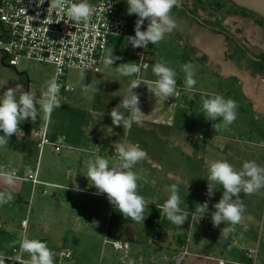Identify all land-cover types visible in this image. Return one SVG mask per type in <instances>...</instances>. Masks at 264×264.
<instances>
[{
    "label": "rangeland",
    "instance_id": "374dc122",
    "mask_svg": "<svg viewBox=\"0 0 264 264\" xmlns=\"http://www.w3.org/2000/svg\"><path fill=\"white\" fill-rule=\"evenodd\" d=\"M116 1L120 12L129 19L134 30L138 17L127 13L126 0ZM172 15L178 27L172 33L166 34L158 44H149L148 50L154 55V61L145 72V77L150 81L157 79L152 72V65L157 61L173 68L177 74L176 93H182L180 98L175 95L162 100L147 88H135L133 92L139 95L140 109L145 116L139 124L134 123L127 132L122 126H114L110 111L123 97L129 95L132 80V77L120 76L116 69L121 63L132 62L129 44L126 40H121L119 46L115 44L108 48L113 50L114 56L121 59L116 60L112 66H106L102 62L97 72L72 69L65 78L71 91L61 92V106L51 113L41 110L35 122L28 119L19 126L47 127L49 135L55 133L59 137H65L63 144L71 143L74 146L73 150L69 151L70 154L65 155L61 149L54 153L53 148L47 146L40 156L34 143H27L22 149H16L12 146L10 137L8 144L0 147V164L3 162L9 165L7 167L28 171L39 163L38 174L42 181L56 186L57 183L77 185L81 189V192L77 193L63 191L57 199L59 201H52V194L56 189L52 186L39 187V190L47 189L49 195L44 196L36 192L33 195L35 201L30 203L26 200L32 195L30 182L17 180L14 185L7 186L0 181V191H10L14 197L12 202L0 205V226L3 229L0 231V252L18 249L19 245L13 246V242L18 241L22 235V220H27L31 225L38 216L47 222H50L49 218H52V222L59 220L61 235L55 244L48 245L55 257H59L66 247L64 238L70 233L67 229H87L91 217L89 202L96 200L94 194L97 190L85 176L89 163L86 159L92 161L98 155L93 151V148L97 147L93 137L103 134L116 139V142L138 144L146 152V157L132 170L142 177L138 180L137 191L150 202L149 205L163 206L170 196L169 186H178L180 208L189 212L188 219L180 226L181 230L168 221L163 212L162 217L166 218L171 233L176 229L177 235L187 237L193 257L196 256V259L205 264L216 263L218 259L241 262L245 260V252H255V264H264V189L253 195L241 193L246 206L244 219L241 224L236 225L235 231L227 236H221V229L228 225L222 223L219 227H213L211 220V213L215 211L212 205L221 198L223 188L217 185L212 197L206 194V146L227 143L220 140L221 136L236 138L243 146L238 152L229 150L224 157L229 162L241 160L237 170L242 167L244 161H249L254 156L264 159V151L249 145L251 137H264V118L259 119V114H264L263 86L259 87L253 83L249 77L250 71L246 70L248 59L242 57L240 49L234 45L238 30L242 28L248 31L249 23L236 17L224 20L223 27L229 31V39L206 27L209 16L206 10L193 0H183L182 7L172 9ZM147 24L148 21L145 20L141 30H145ZM1 49L0 46V82L8 83L27 78L28 91L36 97L39 109L42 90L45 82L55 75L54 68L26 59H22L17 67H11L7 62L3 63ZM186 62L195 65L196 84L191 91L185 90L182 65ZM5 85L0 83V95L3 94ZM85 87L88 88L87 92L83 90ZM203 92L209 95L220 94L237 102V119L227 129L221 126L219 130H215L213 124L220 121L208 120L201 112ZM248 99L255 104L254 107L248 103ZM174 102L182 105H187V102L191 110L173 108L170 104ZM120 111L128 115L124 109L121 108ZM250 127L256 128L258 133L250 135L247 131ZM1 132L0 135H3ZM206 133H211V139L206 137ZM12 137L16 135L13 134ZM104 141L112 142L107 138ZM101 157L108 159L110 166L118 163L116 156L106 154ZM72 197L76 199L73 201ZM206 200L209 204L208 212L200 218L196 209ZM33 211L36 217H33ZM119 220L116 225H123V218ZM204 220H210L211 227L203 224ZM106 230L107 228L104 234ZM23 259H28L27 254Z\"/></svg>",
    "mask_w": 264,
    "mask_h": 264
},
{
    "label": "clouds",
    "instance_id": "9594fccd",
    "mask_svg": "<svg viewBox=\"0 0 264 264\" xmlns=\"http://www.w3.org/2000/svg\"><path fill=\"white\" fill-rule=\"evenodd\" d=\"M129 15L135 14L138 19L135 21V35L127 36L126 40L133 48L147 49L149 43L156 45L165 38V35L172 33L177 27V21L172 15V9L182 7L183 0H126ZM40 4L44 0H39ZM111 5L109 4V7ZM49 13L63 14L67 18L66 23L74 26L78 24H89L96 14V7L89 0H49ZM63 18V19H64ZM145 20L148 21L147 29L141 30ZM58 22V21H57ZM120 57L113 55V50H106L104 64L112 66ZM148 65L142 63H121L116 67L120 76L135 77L131 80L129 95L123 97L120 103L110 111V117L114 126H122L125 132L130 131L132 125L139 124L145 115L140 109L139 95L133 89L146 85L150 93L155 97L166 100L175 97L176 93V71L162 62H155L152 65V72L157 77L155 81L143 80L140 77L142 68ZM185 74V90L191 91L195 84V65L186 62L182 65ZM63 74L60 67L55 75L45 82L42 90V98L39 101L40 108H37V100L31 91H26L23 84H16L8 87L0 95V147L8 144L9 137L21 133L20 124L30 119L35 122L40 111L51 113L55 108L61 106V86L58 78ZM7 84V81L0 82ZM85 92L88 88L83 89ZM202 113L205 118L214 123L213 128L219 130L221 126L227 129L237 119V102L232 98H225L220 94L209 95L206 92L201 94ZM124 109L128 115L120 109ZM116 159L118 163L109 165V160L99 155L89 161L86 177L91 186H94L96 194L106 195L107 200L124 217L142 223L146 218V211L150 204L142 195L138 194V180L142 179L132 169L146 157V152L138 144L127 142H116L114 144ZM207 196L212 197L217 185L222 186L223 193L218 202L212 205L215 209L211 213L213 227H219L222 223L221 236H227L235 231L236 225L241 224L244 219L246 206L241 198L244 195H253L264 189V166L258 165L255 161H244L242 167L237 170L226 160H215L208 164ZM0 181L7 186H12L17 181L14 169L7 166H0ZM170 196L162 206V212L167 220L181 229L189 217L188 211L180 208L179 188L173 184L169 186ZM14 199L10 191H0V205L12 202ZM209 204L206 200L196 209L200 218L208 212ZM182 230V229H181ZM245 230L246 227H245ZM19 245L18 251L13 256L0 252V264H54L55 253L45 242L38 239H30L22 234L13 246ZM27 254L28 259L22 257Z\"/></svg>",
    "mask_w": 264,
    "mask_h": 264
},
{
    "label": "built area",
    "instance_id": "2783aa9c",
    "mask_svg": "<svg viewBox=\"0 0 264 264\" xmlns=\"http://www.w3.org/2000/svg\"><path fill=\"white\" fill-rule=\"evenodd\" d=\"M89 2L97 9L91 23L74 26L65 22L67 18H64L62 13L47 11L49 0H44L43 4H40L39 0H0V46L6 62L11 67H17L22 59L36 61L52 66L55 73L60 67L63 72L58 78L61 92H70L71 87L65 82L69 71L82 69L97 72L106 50L112 43L126 40L127 36L135 35L129 19L120 12L116 0H89ZM129 49L132 62L148 65L147 68H142L139 74L141 79L148 80L145 77V72L152 64L153 54L149 52L148 47L147 49L133 48L129 44ZM139 87L147 88L143 84ZM176 96L180 98L182 93L177 92ZM186 104L174 102L170 106L180 107L183 111L191 110L190 105L187 102ZM20 129L22 132L18 134L28 136L40 152L47 146H51L57 152L65 141V137H51L47 127H21ZM14 170L17 180L29 181L34 187L37 185L48 186L38 180V167L28 171ZM42 193L46 195L48 191L43 190ZM27 226L28 221L23 220L21 222L23 234H26ZM159 229L158 220H153L151 235L154 242L159 240ZM105 243L111 244L116 250L128 248V243L120 240L110 241L107 239ZM17 251L18 249H13L10 256L15 255ZM192 256L188 245H184L168 258H162V261L170 264H185ZM60 257L63 260H71L72 252L64 250ZM244 257L245 260L241 262L221 259L217 260L216 264H255V252H245Z\"/></svg>",
    "mask_w": 264,
    "mask_h": 264
},
{
    "label": "crops",
    "instance_id": "0c3cea01",
    "mask_svg": "<svg viewBox=\"0 0 264 264\" xmlns=\"http://www.w3.org/2000/svg\"><path fill=\"white\" fill-rule=\"evenodd\" d=\"M0 34H1V27H0ZM237 36L234 39V45L239 48L240 55L244 57L245 59H248V63L246 64V70L250 71L249 77L253 80V83H255L257 86H263V93H264V71L258 64L259 57L264 52V30L261 25L255 24L250 25L248 31L243 30L240 28L237 32ZM121 41H115L112 43V45H120ZM104 59V58H103ZM154 61V55L153 60ZM103 62V60H102ZM101 62V64H102ZM100 64V66H101ZM99 66V67H100ZM17 80H14L16 82ZM241 83V82H240ZM249 104L254 107V103L248 99L247 100ZM155 110V109H153ZM264 118V114H259V119ZM264 120V119H263ZM21 128V127H20ZM250 135L256 133L257 129L254 127H250L249 130ZM51 137H59L57 134L52 133L50 135ZM206 137H209L211 139V133H206ZM14 138V142L12 146L16 149H22L25 147V144L27 143H34L28 136H21L19 134L16 135ZM105 138L108 139V141L112 140L111 143H107L104 140ZM251 137L249 145L257 147L264 151V137L261 139H252ZM93 140L96 142L97 147L93 148V151L95 154L98 155H106L109 156H116L114 144L116 143V139H112L110 137H107V135H94ZM220 140L225 141L227 143H224L222 145H215V144H209L206 146V177L208 176V164L215 160H226L224 158L227 154V152L233 151L238 152L242 150L243 146L236 138H228L221 136ZM35 144V143H34ZM36 145V144H35ZM73 145L71 143H68V145H64L61 148V151L64 150V154H70L69 151L73 150ZM46 148V147H45ZM44 148V149H45ZM42 152L39 151V155L41 156ZM251 149V148H250ZM39 150V149H38ZM54 153H56L54 150H52ZM251 151V150H250ZM58 152V151H57ZM93 152V153H94ZM252 152V151H251ZM39 156V157H40ZM221 156L223 158H221ZM87 162H89V159H86ZM249 161H255L258 165L264 166V159H260L258 156H254V158H251ZM229 162V161H228ZM231 163L234 168L238 167L241 163V160H232ZM2 166H9L5 163H1ZM38 167L37 172V178L41 183L47 184L48 186H52L56 189V191L52 194L51 200H57L58 197L61 195L63 191H67L69 193H77L81 192L77 185L67 186L63 183H57L56 185H51L47 182L42 181L39 179V163L31 168L35 169ZM10 168V167H8ZM12 168V167H11ZM15 169V168H12ZM30 169V170H31ZM19 171H27L22 170V168L17 169ZM75 178V180H77ZM29 182V181H28ZM77 184L76 182H74ZM32 185V195L29 197V200L27 202H34L35 197L33 198L34 193H41L44 196L49 195L43 194V190H39V187H44L45 185ZM61 186V187H59ZM48 191V190H47ZM96 200H91L90 210L89 214L91 215L89 226L86 230H82L79 227L76 229H67L69 230V235H66L64 238L66 247L62 250H70L72 252V259L71 260H63L60 256L54 258V264H170L169 262H163L162 258H168L172 254H174L180 247L184 245H188V239L187 237H184L183 235H177L176 229L173 231V233L170 232V229L168 228V225L166 223V218L162 217V206L157 204H151L148 205V210L150 208H155L160 211V218L158 219L159 222V240L157 242H154L152 240L151 230L147 228L146 226V220L144 219L143 224L136 225L134 224L135 221L126 220L123 219L124 224H118L117 221H120L121 217L118 215L113 214V205L109 203L106 196H101L100 194H94ZM76 197H72V200L74 201ZM46 201H48L45 198ZM29 204V203H28ZM147 212V211H146ZM120 213V212H119ZM33 217H36L34 215L33 211ZM146 215V213H145ZM50 222H47L42 217L38 216L35 220L34 224H30L28 222V226L26 229V235L30 237V239H38L42 242H45L47 245L49 244H55V242L58 241L59 236L61 235L59 233V229H61V226L59 225V220H55L52 222V218H49ZM23 221V220H22ZM203 224H206L207 226L211 227L210 220H204ZM117 226V229H114V227ZM107 228L106 233L104 234V230ZM22 229V228H21ZM3 231L2 227L0 228V231ZM23 234V231H22ZM109 239L110 241H124L128 243L127 249L122 250H116L112 247L111 244H106L105 240ZM13 249H8L4 251V253L8 256L11 255V251ZM61 252V253H62ZM60 253V255H61ZM197 257H193L188 259L185 264H205L201 260L196 259ZM200 259V258H199ZM221 260V259H218ZM216 262V261H215ZM206 264H211L206 262ZM216 264V263H213Z\"/></svg>",
    "mask_w": 264,
    "mask_h": 264
},
{
    "label": "trees",
    "instance_id": "16d2710c",
    "mask_svg": "<svg viewBox=\"0 0 264 264\" xmlns=\"http://www.w3.org/2000/svg\"><path fill=\"white\" fill-rule=\"evenodd\" d=\"M198 6H200L203 10H206V14L209 16V18L206 21V27L211 29L214 33H218L221 35L226 36L227 38L230 37V33L227 30V28L223 27V22L226 20L228 17H245V16H251L253 17L256 22H258L259 25L264 27V20H261L258 18L253 13L247 12L246 10L236 6L232 2L228 0H193ZM264 30V28H263ZM3 63H6L5 58L3 57ZM258 64L264 71V52L263 54L259 57ZM16 84H23L24 89L28 91L29 87V81L27 78H20L16 82L11 81L8 82L4 88L3 91L8 88V87H14ZM3 134V132H1ZM10 141L13 144L14 138L11 136ZM113 214L118 215L119 217L123 219H128L127 217H124L119 211H117L114 206H113ZM160 218V211L155 209V208H150L146 212V226L148 229L152 231V221L153 220H158Z\"/></svg>",
    "mask_w": 264,
    "mask_h": 264
},
{
    "label": "water",
    "instance_id": "95a60500",
    "mask_svg": "<svg viewBox=\"0 0 264 264\" xmlns=\"http://www.w3.org/2000/svg\"><path fill=\"white\" fill-rule=\"evenodd\" d=\"M236 6L253 13L264 20V0H228Z\"/></svg>",
    "mask_w": 264,
    "mask_h": 264
},
{
    "label": "flooded vegetation",
    "instance_id": "af4514ba",
    "mask_svg": "<svg viewBox=\"0 0 264 264\" xmlns=\"http://www.w3.org/2000/svg\"><path fill=\"white\" fill-rule=\"evenodd\" d=\"M236 18H242V19L246 20L250 25L258 24V22H256V20L253 17H251V16H245V17L237 16Z\"/></svg>",
    "mask_w": 264,
    "mask_h": 264
}]
</instances>
